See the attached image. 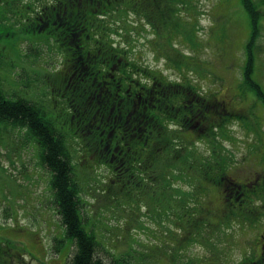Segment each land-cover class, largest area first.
I'll list each match as a JSON object with an SVG mask.
<instances>
[{
	"label": "rangeland",
	"instance_id": "374dc122",
	"mask_svg": "<svg viewBox=\"0 0 264 264\" xmlns=\"http://www.w3.org/2000/svg\"><path fill=\"white\" fill-rule=\"evenodd\" d=\"M90 2V7H99L95 0ZM171 2L160 0L152 8L153 14L167 16L163 30L169 33L157 34L153 25L147 23L146 16L136 15L121 1L110 5L106 15L94 17L90 13L91 16L85 14V19L79 14L86 28L85 34L80 33L81 43L86 44L89 51H96V43L103 34L105 41L124 53L128 62L159 71L170 84L182 83L180 70L171 65V55L168 58L165 54L172 52L164 51L170 44L168 36L171 34L174 57L181 55L189 64L184 68L185 82L193 84L195 92L204 96L220 92V98L229 99L235 113L244 109L249 112L245 114L244 123L226 121L223 135H217L216 139L196 131L190 137L191 143H185L186 151L182 155L187 153V163L199 166L202 171L206 170L201 166L209 158L210 149L215 150L213 153L219 152L217 140L224 143L225 153L232 161L218 177L222 185L213 182L208 187V182H201L196 173H186V177L175 179L171 185L183 194L164 189L167 180L161 176L166 173L169 158L151 170L152 180L142 174L144 184L133 185L134 182L124 181V177L120 181L113 164L92 159L91 137L88 132L76 130L77 120L72 121L70 117V113L78 110L71 105L69 97L73 94L68 91V79L72 72L74 75L78 62L77 51L61 43L63 32L56 28L44 31L38 24L44 11L55 14L56 9L48 6L52 5L50 0H0V92L4 98L14 101L35 102L43 117L67 134L63 142L70 151L80 186L83 222L93 234L96 254L105 262L112 257H124L133 264H247V258L255 257L250 253V244L262 229L264 214L258 213L249 222L243 217L244 212L232 214L220 205L223 185L228 183L232 187L231 181L248 184L264 176V106L251 93L238 96L242 45L247 35L244 11L241 9L240 13L238 0H187V3H179L177 15L172 16L166 5ZM85 3L88 4V0ZM186 6L190 11L184 14ZM186 22H189L186 27L189 35L177 32ZM257 42L260 47L253 78L264 90V18ZM85 66L89 72L90 67ZM118 67V64L110 67L103 80L98 76L99 81L97 78L91 87L103 83L100 90L125 108L132 103L124 100L135 96L125 92L124 96H117ZM137 77L140 85L130 82L135 90L148 87L146 83L151 78L144 80L138 74L131 80ZM124 83L123 80L122 87ZM130 90L134 91L129 87ZM77 101L85 103L80 98ZM91 101L84 111L93 108ZM81 115L87 117L89 113ZM102 120L103 117L100 119L103 128L109 131L108 124ZM207 135L213 137L209 132ZM110 136V132H106L103 141ZM180 144L172 142L171 147L178 148ZM176 157L180 158L179 154ZM166 175L164 177L168 178ZM222 178L230 182H223ZM52 200L50 173L41 164L37 139L29 135L26 128L18 129L8 120L0 121V249L10 254L8 259L5 253L1 254L0 264L70 262L74 244L69 239L59 244L64 227ZM255 201L251 205H259L262 212L264 198Z\"/></svg>",
	"mask_w": 264,
	"mask_h": 264
},
{
	"label": "trees",
	"instance_id": "16d2710c",
	"mask_svg": "<svg viewBox=\"0 0 264 264\" xmlns=\"http://www.w3.org/2000/svg\"><path fill=\"white\" fill-rule=\"evenodd\" d=\"M50 1L52 5L48 6L51 10L56 9V18L59 19L57 20V28L64 31L62 37L66 38L65 41L61 40V43L67 45L68 49L77 51L75 57L82 60L76 66L78 71L74 78L69 77L68 79V81L70 80L68 91L70 95L73 94L69 97L72 102L71 105L74 106V110L77 108L76 113H79L78 115L70 113V117L72 121L77 120V122L75 121V124L77 123L76 130L82 133L88 132L91 137L93 147L89 149V153L90 156L92 155V159L97 163L113 164L120 181L124 177V181L134 182L133 185L138 183L141 186V183L144 184L142 174L152 180L151 170L153 171L154 167L159 166L161 161H165L166 158H169L168 168L166 173L161 176L167 180L163 186L164 189L169 188L174 192L177 191L183 194L180 189H175L170 184L183 175L186 177V173H196L201 182H208V187L213 185V182L222 185L218 177L221 175L220 173L225 172L227 162L232 161V158L225 153L224 143L217 140L216 143H219L218 153H213L215 150L210 149L209 158L201 166L206 169L204 171L199 166L187 163V153L182 155V152L186 151L185 147L187 145L185 143H191V136L196 131L199 134L204 133L210 139H216L217 135H223L225 127L223 124L226 121L239 120L244 123L245 114L249 112L245 109L239 113L232 111L229 99L220 98V92L218 91L206 96L196 93L193 84L185 82L187 77H185L184 68H188L189 64L185 63L180 57L181 55H178V58L173 55L171 34L168 36L170 44L164 47V51L172 52V54L170 52H165V54L168 58L171 55V65L180 70L181 79L184 80L182 83L170 84L164 80L159 71H152L146 68L147 66L140 68L134 65V62H128L124 58V53L118 52L117 48L105 41L103 34H100L101 38L96 43V51L90 50L89 72L83 70L84 62H88L84 58H86V53L90 51L86 48V45L81 43L77 34L82 33L85 29V14L91 16L90 13H93L94 17L97 14L106 15L111 8L110 5L122 1L125 3L126 8L134 11L136 15L141 13L144 17L146 16L147 23L153 25L157 34L161 32L169 33L170 31L163 30V23H167V16H158L153 14L152 11L153 5L160 2V0H95L99 5L95 8L90 7L91 0H88V4L85 3V0ZM184 2L187 3V0H172L171 3L166 4L168 14L172 12V16L177 15L179 3ZM238 2L237 7L240 9V13L241 9L244 11L243 16L247 27V35L242 45L241 80L238 84L243 94L240 90L238 96L245 97L251 93L255 96L257 102L259 101L264 106V90L253 78L260 47L257 41L264 18V0H238ZM189 11L190 9L186 6L184 14ZM47 12L50 11L46 10L45 13ZM79 14L85 17L82 18ZM188 24L189 22H186L181 25V29L177 32L189 35L190 31L186 29ZM106 27L108 28V26ZM95 29L98 30L99 28L96 27ZM172 33H176V31ZM184 56L189 58L186 55ZM117 64L119 65V78L115 82L119 91L117 96H124L126 93L130 96L133 93L135 97L124 100V102H133L131 107L126 104L124 108L120 101L108 98V95L100 90L103 83L94 88L91 87L95 85L98 76L103 80V76L110 71V67L117 66ZM138 74L151 78V81L148 80L149 82L146 83L148 87L143 88L141 91L135 90L130 83L133 81L135 86H138L139 77L131 80L132 76ZM123 80L125 87H122ZM129 87L134 91H128ZM78 98L85 103L77 101ZM90 100H92L91 105L93 108L84 111V107L87 106ZM111 108H113L114 115L112 117H114V120L111 118ZM83 112L86 115L89 113V115L83 117L81 115ZM102 117L104 118L103 123L108 124L109 131L104 129L100 123ZM2 120H8L18 129L26 128L29 135L37 139L41 164L50 173L52 201L64 227V236H61L63 239H59L58 242L60 244L64 239H69L75 248L74 252L71 253L72 258L67 264H133L124 257H112L108 262H105L96 254L97 245L93 234L88 231L83 222V199L80 195V186L75 178L70 151L66 147V143L63 142L65 133L63 134L58 127L43 117V113L38 110L35 102L22 103L18 100L14 101L12 98H4V94L0 92V121ZM110 122H115V125L113 126ZM169 127L172 130H168ZM247 127L249 128V126ZM249 130L251 129L249 128ZM106 132H110L111 136L109 140L103 141L106 138ZM171 132L174 133L175 137ZM207 132L213 137L207 135ZM65 135L67 136V134ZM172 142H180L181 146L178 148L171 147ZM174 150L177 151L174 152ZM177 154L180 158L176 157ZM185 165L189 166L186 167ZM218 168L219 173L216 174L215 171ZM165 175L168 178L164 177ZM263 178L262 175L260 179L255 178L252 182L242 185L222 178L221 181L230 182L233 188L228 183L223 185L227 190L222 188L220 205L224 207V210L227 207L232 214L244 212L243 217L245 220L252 222L258 213H261L259 205H251V202L255 203V199L258 198L263 200L264 191L261 194L259 193L260 190H264V188H260L264 185L262 183ZM155 181L158 182V177ZM152 185L154 184L151 182V187ZM238 186L240 187L239 190ZM230 188L233 191L235 189L238 191L231 192ZM238 196L239 198H237ZM249 197L254 198V200L249 199ZM4 253L7 255L5 258L8 259L10 257L8 250L0 249V255Z\"/></svg>",
	"mask_w": 264,
	"mask_h": 264
},
{
	"label": "flooded vegetation",
	"instance_id": "af4514ba",
	"mask_svg": "<svg viewBox=\"0 0 264 264\" xmlns=\"http://www.w3.org/2000/svg\"><path fill=\"white\" fill-rule=\"evenodd\" d=\"M51 12V11H50ZM50 12H47L45 13L44 11V16H42L40 19L41 21L38 23L39 25L42 26V29L44 31H47V30H50L53 28V30H55V28L58 30V31H61L57 28V20H59L58 18H56V11H55V14L53 15H50ZM41 15L40 14H37V18ZM73 23V22H72ZM74 25V23H73ZM73 27V26H72ZM85 31H86V28L84 29V32L83 34H85ZM63 32L64 34V31H61ZM78 37H80V40L82 41V37L80 36V34L78 33L77 34ZM66 38H63L62 41H65ZM73 40V39H72ZM83 44V43H82ZM84 45V44H83ZM86 45V44H85ZM91 56V51L86 53V58L85 61H88L86 62V64L83 65V70L86 72L85 70V65H87L89 67V57ZM75 59L78 61L75 65V70H74V75L77 73L78 69H77V65L82 62V60L79 58V57H75ZM85 63V62H84ZM73 72L71 73V76L72 78H74V75H72ZM233 192V191H232ZM239 198V196L237 197ZM256 240L250 244V253H252V255H255V257L253 258H247L246 259V262L247 264H256L257 262H260L261 264H264V224L262 226V229L261 231H259V233L257 234ZM252 242V241H251Z\"/></svg>",
	"mask_w": 264,
	"mask_h": 264
}]
</instances>
